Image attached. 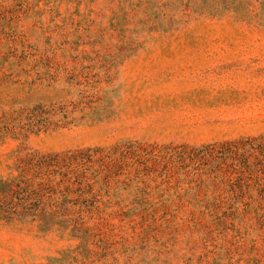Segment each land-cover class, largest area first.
Listing matches in <instances>:
<instances>
[{"label": "rangeland", "instance_id": "rangeland-1", "mask_svg": "<svg viewBox=\"0 0 264 264\" xmlns=\"http://www.w3.org/2000/svg\"><path fill=\"white\" fill-rule=\"evenodd\" d=\"M30 153L83 162L0 264H264V0H0V178Z\"/></svg>", "mask_w": 264, "mask_h": 264}, {"label": "trees", "instance_id": "trees-1", "mask_svg": "<svg viewBox=\"0 0 264 264\" xmlns=\"http://www.w3.org/2000/svg\"><path fill=\"white\" fill-rule=\"evenodd\" d=\"M83 162L78 156L37 155L30 153L18 158L13 171L16 175L0 178V221L46 222L52 212H64L69 189L61 190L65 181H70V172ZM76 178V177H74ZM53 182L55 185L53 186ZM58 195L53 206L43 197Z\"/></svg>", "mask_w": 264, "mask_h": 264}]
</instances>
